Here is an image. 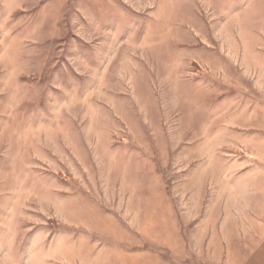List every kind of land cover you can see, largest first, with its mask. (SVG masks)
<instances>
[{
	"label": "rangeland",
	"instance_id": "rangeland-1",
	"mask_svg": "<svg viewBox=\"0 0 264 264\" xmlns=\"http://www.w3.org/2000/svg\"><path fill=\"white\" fill-rule=\"evenodd\" d=\"M0 264H264V0H0Z\"/></svg>",
	"mask_w": 264,
	"mask_h": 264
}]
</instances>
